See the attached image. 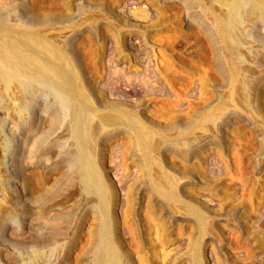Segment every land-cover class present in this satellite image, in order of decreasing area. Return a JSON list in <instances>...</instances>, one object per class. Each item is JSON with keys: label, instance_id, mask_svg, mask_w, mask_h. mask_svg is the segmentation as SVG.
Segmentation results:
<instances>
[{"label": "rangeland", "instance_id": "rangeland-1", "mask_svg": "<svg viewBox=\"0 0 264 264\" xmlns=\"http://www.w3.org/2000/svg\"><path fill=\"white\" fill-rule=\"evenodd\" d=\"M230 1L0 0L3 37L74 72L106 198L53 97L0 82V264H98L104 226L119 264H264V20L229 49Z\"/></svg>", "mask_w": 264, "mask_h": 264}, {"label": "bare ground", "instance_id": "bare-ground-1", "mask_svg": "<svg viewBox=\"0 0 264 264\" xmlns=\"http://www.w3.org/2000/svg\"><path fill=\"white\" fill-rule=\"evenodd\" d=\"M228 14L215 18L217 33L229 49L236 39L247 16L264 20V0H232L227 3ZM6 23L0 19V82L5 90L16 84L24 92H43L55 100L60 116L66 123L69 137L77 147L71 158L75 174L79 177L83 191L97 200L100 213H105V192L99 170L90 155V114L87 99L75 82L74 72L61 61L56 53L47 48L35 36L24 40L5 38ZM30 106V102L27 103ZM138 140L143 142V131L133 128ZM146 148L142 145V151ZM70 160V159H69ZM161 191L160 188H158ZM167 199L174 198V190L165 193ZM102 236L95 249L98 264H119L120 256L110 236V228L103 227Z\"/></svg>", "mask_w": 264, "mask_h": 264}]
</instances>
